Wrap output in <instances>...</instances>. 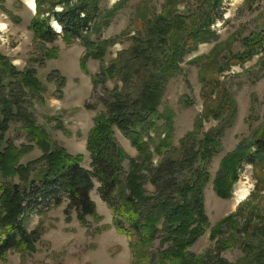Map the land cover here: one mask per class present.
<instances>
[{
    "label": "rangeland",
    "instance_id": "obj_1",
    "mask_svg": "<svg viewBox=\"0 0 264 264\" xmlns=\"http://www.w3.org/2000/svg\"><path fill=\"white\" fill-rule=\"evenodd\" d=\"M58 1L61 0H51L50 4ZM96 3L100 29L89 35V41H113L114 44L101 61L89 58L84 64L81 61L85 48L81 41L66 44L59 38L52 43H43L34 37L30 25L36 11L28 8V0H0V55L18 73H30L44 88V94L33 99L31 91H21L11 80L13 77L5 78L0 86V117L4 99L24 112L13 118L0 151L7 145L18 149L31 145L24 121L28 117L47 132L55 149L82 157V168L92 171L87 140L95 120L109 118L108 106L114 100L112 96L125 91L135 100L147 86H157L159 99L155 110L164 118L155 122V131L144 135L145 142L152 139L148 156L142 159L127 136L116 126L112 128V139L123 153L120 160L122 178H129L133 165L139 166L138 174L141 171L145 179L143 197L153 199L157 186L149 181V172L144 169L145 160L150 168L162 167L168 160L167 155L156 153L154 149L160 139L170 135V148L166 150H178L176 157L169 160L179 168L172 169L168 179H164L176 190L170 199H178L179 188L196 172L209 175L202 190L206 224L201 227L202 234L186 250L194 264L258 261V256L264 253V235H253L252 238L244 228L250 224L258 230L264 229V166L258 175L252 165L238 166L236 181L228 180L229 199L216 194L214 183L224 159L242 143H249L253 135L257 138L264 136V0H96ZM47 6V3L42 6L43 18L48 16ZM54 11L61 9L57 6ZM143 13L146 17L140 20ZM207 22L210 25L204 28L206 41L198 44L192 52L183 50L182 58L174 56L176 67L163 74L161 64L165 65L171 58L178 40L185 38L192 29H202ZM50 25L54 32L60 33L53 20ZM137 45L149 56L144 58L145 55L139 53V63L129 69V81H122V75L117 73L104 80L102 67L108 68L120 54L130 56ZM51 55L53 58L49 57ZM249 55V59L245 58ZM241 56L245 58L244 62L232 65ZM206 66L211 81L205 77L202 82L200 73ZM92 79L96 81L95 86ZM223 105L225 109L221 108ZM17 108L16 112L19 111ZM189 134H194L193 147L197 149L207 137L217 142L219 148L211 159H198L190 162L191 166L186 164V168H181L185 158H181L184 149L180 142ZM41 157L40 149L34 147L22 158L20 165L24 167ZM93 182L95 189L98 181L94 179ZM12 186L26 187L30 193L40 189L38 183L25 186L18 178L0 179L3 189ZM121 190H124V196L119 191L114 196L119 212L124 199L129 196L128 188ZM97 192L105 200L99 189ZM40 196H35V209L26 212L28 218L24 224L25 230L37 237L33 249L10 251L0 259V264H138L132 250L130 260L127 256L121 257L120 249L126 247L127 242L111 220L91 216L79 220L77 213L68 209L67 193L61 195L58 203L52 196L44 201ZM90 196L95 198V193L92 191ZM146 209L148 205L141 208ZM121 214L119 221L126 231L124 233L129 235L131 245L140 244L139 235L130 229ZM230 215L232 221L224 224L212 239L215 226ZM157 228L159 232L150 249L152 258L147 264H159V255L171 245L165 242L166 233L162 227Z\"/></svg>",
    "mask_w": 264,
    "mask_h": 264
},
{
    "label": "trees",
    "instance_id": "obj_2",
    "mask_svg": "<svg viewBox=\"0 0 264 264\" xmlns=\"http://www.w3.org/2000/svg\"><path fill=\"white\" fill-rule=\"evenodd\" d=\"M45 3L48 4L46 8L48 16L43 18L42 6ZM50 3L51 0H35L36 17L33 18L30 25L34 37L39 41L42 40L43 43H52L59 38L66 44L75 40L81 41L85 48V55L81 63L85 64L89 58L101 61L114 42L95 43L89 41V35L93 32L97 33L100 29L97 23L99 13L96 0H78V2L61 0L56 4ZM57 6L60 7L61 11H54ZM111 13L113 11L107 14ZM145 17L146 14L143 13L140 20L145 19ZM51 20L58 25L60 33L53 31L50 25ZM209 25V22H207L202 29H192L187 32L185 38L177 39L178 42L171 58L167 60L165 65L161 64L164 69L163 74L172 71L176 67L174 56L178 59L182 58L184 56L181 57L183 50L187 49V53L192 52L198 44L206 41V29L204 28ZM180 34L177 36H180ZM174 46L175 44L172 48ZM252 46L250 45V47ZM135 50L138 53L136 51L129 52L132 56L127 57L120 54L118 60L114 61L108 68L104 69L102 67L101 75L103 79L113 78L114 74L117 73L122 75L123 79L121 80L127 83L131 77L129 69L135 63H139V53L144 54V58L149 56L139 45L135 47ZM49 57L53 58L52 55ZM245 58L249 59L250 55ZM245 58L242 56L237 57L232 65L243 63ZM208 69L206 66L204 71L200 73L202 82L205 81V77L211 78ZM18 76H21V79H18ZM6 77H13L14 79L11 80L16 82L21 91L23 89L31 91L30 94H32L33 99L44 94V88L30 73H18L16 68L10 66L7 60L0 55V86H3ZM92 83L93 86L96 85V81H93V79ZM204 92L206 93L205 89ZM157 93V86L153 87L151 85L147 86L135 100L127 96L125 91L124 94L120 92L112 96L114 100L108 106L109 118L96 119L94 128L87 140V150L92 160V171L82 168V157H73L62 149H55L47 132L42 127L37 126L34 120H29L28 117L25 118V129L28 142L31 145L21 146L20 149L13 145H7L0 151V179L18 178L20 183L25 186H33L38 183L40 189H34L30 193L26 187L12 186L5 189L0 187V259L5 258L10 251L21 252L22 250L33 249L37 237L35 234L28 233L24 228V224L28 218L26 212L35 209L34 203L36 202L34 198L37 194H41L42 197H39L41 201L52 196L57 199L58 203L61 200V195L67 193L71 201V203L68 202V209L74 210L79 220L83 221L87 216L96 218L95 213H93V205L89 200L92 192L90 189H94L93 180L95 179L101 182L100 194L115 211L112 219L115 229L119 230V233L126 232L119 221V215L122 212L121 216L130 229L136 235H139L140 244L131 245L133 257L137 259L138 264H147V261L152 258L150 249L153 247L155 235L159 232L158 226H161L162 231L164 230L166 233L165 242L171 243L168 249L159 255V264H194L192 256L186 250L202 234L201 227L206 224V219L203 217L202 190L208 181L209 175L196 172L193 178L191 177L187 183H184L182 188H179L180 195L178 199H170L176 190L171 187L172 183H165L164 179H168L172 169H179L175 164H171L169 160V158L176 157L175 152L178 150L173 148L166 150L170 148L169 141L172 137L170 135L165 136L156 144L154 151L167 155L168 160L166 163L160 168H150L148 160H145L144 169L149 172V181H153L157 186L156 195L153 199L148 200L143 197V182L145 179H143L144 176L141 175V171L138 174L141 169L139 166L133 165L129 178H122L120 160L123 153L117 149L112 139V128L116 126L119 131L127 136L131 146L137 149L142 159L144 156H148V146L152 143V139L149 138L145 142L143 140L144 135L149 134V131H155L157 127L155 122L164 118L155 110L159 99ZM222 102L220 101V103ZM1 104L3 109L0 117V149L2 147L1 142L5 133L10 129L13 118L18 114L22 115L24 112L21 107L13 106L6 99ZM15 108L19 111L16 112ZM221 108L225 109L226 107L223 105ZM193 135H186L180 142V146L184 149L181 158H185L181 162V168H186V164L191 166V163L198 159H211L219 148L217 142L207 137L198 144L199 149H197L193 147ZM248 142L242 143L221 163L220 175L214 183V190L222 199L230 198L231 188L228 180L236 181L235 171L238 166L241 164L252 165L256 175L263 169L264 136L257 138L253 135ZM34 147L40 149L42 157L23 167L20 165L22 158L31 153ZM32 174L35 175L30 179ZM262 181L264 182V177ZM124 187L125 190L126 188L129 189V196L124 199L119 212L116 209L115 203L117 200L114 196L117 191L121 196H124V190H121ZM144 205H148V209L141 210ZM232 217L231 215L226 217L215 226L211 235L212 239L215 238L224 224L232 221ZM193 225H196V227L193 228ZM244 229L246 234L252 235V238L253 235H264V229L258 230L250 224ZM258 257V261L256 259L249 263L241 261L239 264H264V253H261Z\"/></svg>",
    "mask_w": 264,
    "mask_h": 264
},
{
    "label": "clouds",
    "instance_id": "obj_3",
    "mask_svg": "<svg viewBox=\"0 0 264 264\" xmlns=\"http://www.w3.org/2000/svg\"><path fill=\"white\" fill-rule=\"evenodd\" d=\"M97 185L98 186L95 189H90V191H93L95 193V198H92L91 196L89 197V200H90L91 204L93 205V213H95L96 217H98L101 220L107 218V219L112 221L113 216L115 215V211L109 205V203L107 201L101 199L100 195L97 192V190L102 187L101 182L98 181ZM64 199H68V198L65 197ZM69 203H71L70 200H69ZM118 234H120L119 230H118ZM122 238L124 241L127 242V245H126V247H122L120 249L121 257L124 258L127 256L129 258L128 260H130V258H131V242H130L129 236L125 233H122Z\"/></svg>",
    "mask_w": 264,
    "mask_h": 264
},
{
    "label": "bare ground",
    "instance_id": "obj_4",
    "mask_svg": "<svg viewBox=\"0 0 264 264\" xmlns=\"http://www.w3.org/2000/svg\"><path fill=\"white\" fill-rule=\"evenodd\" d=\"M28 8H29L31 11H35L34 0H28Z\"/></svg>",
    "mask_w": 264,
    "mask_h": 264
},
{
    "label": "water",
    "instance_id": "obj_5",
    "mask_svg": "<svg viewBox=\"0 0 264 264\" xmlns=\"http://www.w3.org/2000/svg\"><path fill=\"white\" fill-rule=\"evenodd\" d=\"M58 33V32H57Z\"/></svg>",
    "mask_w": 264,
    "mask_h": 264
}]
</instances>
